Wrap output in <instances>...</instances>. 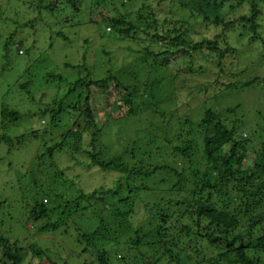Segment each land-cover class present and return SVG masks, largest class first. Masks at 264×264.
<instances>
[{"label":"rangeland","instance_id":"rangeland-1","mask_svg":"<svg viewBox=\"0 0 264 264\" xmlns=\"http://www.w3.org/2000/svg\"><path fill=\"white\" fill-rule=\"evenodd\" d=\"M17 1L19 5L21 2L29 4L28 0ZM180 1L188 4L208 21L216 22L224 18L233 23L224 40L219 38L218 41L221 42V46L225 43L234 48L240 46L239 57L226 54L222 59L224 72L227 74L240 72L237 80L241 82H247L255 77L260 81L239 91H223V86H214L217 85L216 74H219L218 82L228 77L220 73L219 68L215 66V58L207 56V51L195 55L191 48V38L185 37L187 40L185 43L175 42L176 35L183 36L182 33L187 27L186 23L181 22L184 18L187 19V14L170 1L161 2L160 5L156 0L147 2L152 7L150 11L143 13L145 16L154 11L159 21L167 19L165 26L169 30H177L163 41L154 37L150 42L142 40L144 36L141 32L133 36L132 33L131 36L116 34L117 28L123 30L127 26L110 24L112 18L122 15L124 20L129 19L145 28L146 25L144 26L143 22L141 25L135 15L140 1L129 4L126 0L104 2L82 0L80 8L85 14L82 16L85 24L68 28L70 24L81 21L79 15L68 9V6L58 5L51 16V12L45 11L37 14L34 6L24 5L22 7L24 11H17L15 5L18 4L14 3L16 0H0V137L6 135L14 140L16 136L28 134L31 130L45 129L40 136L29 135L22 145L15 144L9 153L8 145L0 139V236L8 237L11 242L18 240V244L24 246L29 242L36 243L45 250L50 262L54 264H98L97 248L90 249V246H87V250L84 251L83 245L79 243L81 230H85L86 225H80L81 228L77 229L73 222L64 218L62 219L64 223L58 224L56 229L40 232L38 227L43 224L42 221L24 223L18 214V211L22 214L27 213L28 204L38 198L36 192L40 191L42 184H45L44 191H48L49 186H55L50 180L51 175L47 179L49 170L46 167L56 174L62 170L68 180L75 181V188L90 189L116 185L115 188L118 190L113 202L126 196L127 186L123 185L124 173L105 171L87 165L91 162L82 150L87 147L92 133L100 142L101 158L121 155L125 161L134 165L150 166L154 162L174 161L176 166H180L182 159L176 157L174 150H170L176 143L173 138L174 132L170 131L173 126L171 123L175 121L176 124L177 121L173 118L175 111L178 110L181 115L196 121L200 119L204 109L212 108L219 112L239 104L237 114L244 115L245 123V127L240 128V133L243 136L250 133L254 144H258L262 138L259 136H264V63L259 61V56L264 57V47L261 42L247 41L248 30L242 29V23L239 21L241 16L252 15V0ZM259 7L262 21L259 23L263 30L261 27L259 29L264 33V0L259 2ZM34 18L36 22L30 26L28 21ZM203 23L201 19H196L187 33L193 36V33L197 35L205 30L206 35L213 37L221 30V26L209 27L207 24L208 27H205ZM158 30L162 31L161 28ZM60 32L66 38L58 36ZM237 34L240 37L236 36ZM86 37L88 41L85 42ZM146 46L153 50L156 56L146 54L143 57V48ZM181 48L187 50L191 56L180 54ZM165 50H168V53L164 56L157 55ZM192 63L197 66L201 64L200 67L206 65L208 73L197 72L196 65L195 72H190L189 66ZM72 65L76 67H71ZM109 75L121 83L120 89L116 86L115 80L108 85L90 87L89 105L94 115V125L86 124L83 122L86 119L78 117L85 107L86 85L77 86V90L68 94V97L66 94L78 78L82 77L88 81ZM28 79L33 84L28 86V89L21 88L20 84ZM212 86L216 87L212 94L203 90ZM107 87L114 91L110 99H107L105 93ZM117 88L118 90H115ZM203 91L204 94H199ZM127 92L131 93L130 98L126 99L128 103L122 100L127 96ZM173 97H176V100L170 99ZM74 105L75 107H72ZM59 106L63 110L58 114V126L55 128L53 123H50L49 113L43 115L41 112L44 109L48 111L58 109ZM6 108L18 111L19 119L2 122L1 112ZM127 109L132 111L129 118L107 121L108 114L112 112L126 114ZM229 118L233 119L232 116ZM95 123L99 125L104 123L101 132L96 131ZM54 125L56 126V123ZM79 132H82L80 139L76 135ZM59 142H64L65 145L62 151L54 155L53 160L46 155V148ZM73 150L80 167L72 166L77 164L71 158L70 153ZM126 150L134 152V156L124 155ZM247 156L248 162L253 160L252 154L249 153ZM50 160L54 165H51ZM160 177L162 176H154L148 182L144 179L135 181L134 183L141 188L138 195H134L135 199L138 196L146 203H153L156 196L163 195L161 190L166 184H159ZM144 182L148 184L149 189L140 187ZM119 183H122L120 187L117 185ZM59 191L64 192L66 197L58 198L59 202L73 201L78 196L76 190L72 191L74 194L67 195L69 192L62 186ZM164 195L175 197L171 192H165ZM43 199L46 202L50 200L46 197ZM54 216L57 217V214ZM138 224L139 221L133 220V225L137 228ZM121 239L97 243L98 249L110 252L113 264H133L134 255L141 252L152 261L161 253L160 247L155 244L156 238L148 239L146 242L153 241L148 245H141L140 252L126 248L124 240ZM20 240L23 242L20 243ZM1 250L0 243V264H10L2 260ZM27 256L21 264H27L33 259L32 254ZM35 260H37L35 264H44L39 259ZM138 260L136 262H139Z\"/></svg>","mask_w":264,"mask_h":264},{"label":"trees","instance_id":"trees-1","mask_svg":"<svg viewBox=\"0 0 264 264\" xmlns=\"http://www.w3.org/2000/svg\"><path fill=\"white\" fill-rule=\"evenodd\" d=\"M139 1L140 6L135 15L140 20L141 25L143 23L144 26L146 25L145 28L129 19L124 20V17L120 15L117 18H112L110 24L112 26L125 24L127 28L123 30L117 28L116 34L131 36L132 33L133 36L141 32L144 36L142 40H150L151 42L154 37L163 41L171 33L177 32V30H169L165 26L167 23L166 18L162 22L159 21L154 11L146 16L143 14L145 11L151 10L152 6L147 3L150 0H126L129 4ZM156 1L158 5L161 2L170 1L187 14V19L181 20L182 23L187 25L182 33L183 36L176 35L174 40L175 42L185 43L187 42L185 37L191 38V48L195 55L204 54L203 52L207 51V56L215 58V66L219 68L220 73L225 74L230 79L227 78L218 82L219 74H216L215 82L217 85L214 86H223V91H239L260 81L258 77H255L247 82H241L237 80V75L240 72L236 74L224 72L222 59L228 53L237 56L240 46L234 48L225 42V45L221 46V42L218 40L219 38L224 40L223 38H225L233 23L224 20V18L216 22L208 21L207 18H203L196 10L191 9L188 4L180 0ZM260 1L252 0V15L250 17L241 16L239 21L242 23L241 28L248 30L247 41L250 43L261 42L264 47V33L261 31L263 28L260 26L262 21L259 16ZM28 2L29 4L21 2L19 5L16 0L14 3L18 5H15V9L24 11L22 8L24 5L27 7L34 6V11H37V14L45 11L51 12L52 16L54 15L52 12L56 11L54 9L58 5H65L68 6V9L74 10L79 15V20H81L79 23L70 24L68 28L85 24V20L82 18L85 14L80 8L82 0H52L50 2L46 0H28ZM130 15L134 16V14ZM196 19H201L205 27L209 25L221 26V30L213 37L206 35L205 30L204 32L200 31L201 33L197 35L193 33L192 36L191 33L188 34L187 32L190 31V27L193 26ZM35 22L34 18L29 20L28 24L33 26ZM159 28L162 31H159ZM58 36L65 37L61 32ZM236 36L240 37L239 34ZM84 41H88V38H84ZM179 51L183 56H191L185 49L181 48ZM143 52V57L146 54L156 56L155 52L148 46L143 48ZM167 53L168 50H165L157 53V55L162 57ZM263 60L264 57L259 56V61L264 63ZM194 65L196 64L192 63L189 66L190 72H195ZM200 65H196V71L208 73L206 71L207 66L202 65L200 67ZM71 67L76 66L72 65ZM235 68L237 67L235 66ZM114 80L116 86L120 89L121 83L112 75L88 81L81 77L76 79L73 86L69 88L66 97L69 96L68 94L74 93L77 86L85 87L86 85L85 107L82 114L78 115L79 118L86 119L83 122L86 124H93L94 122V115L89 105L90 96L88 93L90 87L92 85H108ZM31 84L33 82L28 79L22 82L20 87L28 89ZM214 86L203 90L206 93L210 91L209 93L212 94L216 90ZM105 90L107 99H110L114 91L108 89V87ZM115 90H118V88ZM199 94H204V91ZM130 96L131 93L127 92V96L122 99L123 102L128 103L126 99ZM170 99L176 100V97ZM72 107H75V105ZM238 107L239 104L219 112L207 108L203 110L200 119L196 121L181 115L177 112L178 110L175 111L173 118L177 121L176 124H174L175 121L172 122L173 124L171 123L173 126L170 131L174 132L173 138L176 143L174 148L172 146L170 150H174L173 153L176 154V157L182 159L180 166H176L174 161L154 162L150 166L134 165L125 161L121 155L112 158H101L102 148L100 142L96 140L95 134L92 133L87 144L89 148L85 147L82 150L91 162L87 165L105 171L124 173L125 183L123 185L127 186L126 196L117 202H113L114 195L118 190L115 188L116 185L115 187L99 186L90 189L75 188V181L68 180L62 170L56 174L50 171L49 167H46L49 170L47 179L51 175L52 179L50 178V180L55 186H49L48 191H44L45 184H42L40 191L36 192L38 198L28 204L27 213L22 214L18 211V214L24 223L42 221L43 224L38 227L40 232L56 229L58 224L64 223L62 220L64 218H68L73 222L77 229L81 228L80 225H86L85 230H81L79 243L83 245L84 251L87 250V246H90V249L97 248L96 260L98 264H113V262L110 252L105 249H98L97 243L100 244L119 238L124 240L123 244L126 248L128 247L129 250L137 252H140L139 247L141 245H148V243L153 242H146L148 239H157L155 244L161 250V253L156 256L157 258L153 256L155 259L151 261L146 254L141 252L134 255L135 261L133 264L139 262V264H264V136L260 135L259 137L262 138L258 144H254L250 133L248 136H243L240 133V128L245 127V123L243 121L244 115L239 114V116L237 114ZM62 110L59 106L58 109H51L50 111L44 109L41 113L43 115L49 113L50 123H53L56 128L58 126V114H61ZM126 111V114L123 112L120 115L113 112L108 114L107 121L109 119L115 121L129 118L132 111L131 109ZM230 116L233 119L229 118ZM19 117L20 113L18 111H10L6 108L1 112L2 122H13ZM95 124L96 131L101 132L104 123ZM44 131L45 129L42 131L31 130L28 134L16 136L14 140L9 136L2 135L0 139L8 145L7 151L9 153L15 144L17 146L22 145L29 135L40 136ZM83 131L86 130L83 129ZM81 133L76 134L79 139ZM64 145V142H59L48 146L46 155L54 160V155L62 151ZM75 147L78 148L76 145ZM73 153L74 150L70 153L71 158L77 164L72 166L80 167ZM132 153L126 150L124 155L131 157L134 156V152ZM249 153L253 155V160L250 162L246 158ZM246 160L248 163H245ZM50 163L54 165L52 160H50ZM69 169H71V166H69ZM160 175L162 177H160L159 184H166V187L161 190L163 195L156 196L153 203H146L143 198H138V196L135 199L134 195H138V192L141 191V188L134 183L135 181L144 179L145 182H148L154 176ZM145 182L140 187L147 190L149 188ZM117 185L120 187L122 183ZM61 186L65 188L66 192H69L67 195L74 194L75 192L72 191L76 190L78 196L73 201H57L58 198H66L64 192L59 191ZM167 187L168 189H166ZM165 192L174 193L175 197L164 195ZM44 197L50 200L46 202L43 199ZM55 214H57V217L54 216ZM133 220L139 221L138 228L133 225ZM23 227L27 231L26 227ZM10 240L6 236H0L2 260L5 263L8 261L10 264H21L28 257V254H32L33 259H30L27 264H35L37 261L35 259L41 260L44 264H54L50 262L45 250L38 247L36 243L29 242L24 246L18 244V240L14 242ZM19 242L22 243L23 241L20 240ZM139 256L142 260L138 258ZM136 260L139 262H136Z\"/></svg>","mask_w":264,"mask_h":264},{"label":"clouds","instance_id":"clouds-1","mask_svg":"<svg viewBox=\"0 0 264 264\" xmlns=\"http://www.w3.org/2000/svg\"><path fill=\"white\" fill-rule=\"evenodd\" d=\"M20 52H21V50H20Z\"/></svg>","mask_w":264,"mask_h":264}]
</instances>
